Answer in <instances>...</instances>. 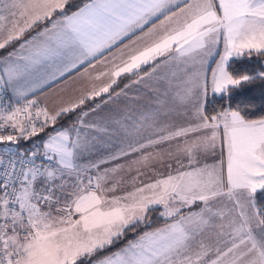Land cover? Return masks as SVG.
I'll use <instances>...</instances> for the list:
<instances>
[{"label": "snow or ice", "instance_id": "snow-or-ice-1", "mask_svg": "<svg viewBox=\"0 0 264 264\" xmlns=\"http://www.w3.org/2000/svg\"><path fill=\"white\" fill-rule=\"evenodd\" d=\"M69 3L0 0V264H264V0Z\"/></svg>", "mask_w": 264, "mask_h": 264}, {"label": "crops", "instance_id": "crops-1", "mask_svg": "<svg viewBox=\"0 0 264 264\" xmlns=\"http://www.w3.org/2000/svg\"><path fill=\"white\" fill-rule=\"evenodd\" d=\"M3 37H4L3 35H0L1 39ZM19 44L16 48L19 47ZM89 71L91 72L93 70L89 69ZM106 82L107 79L105 78L104 80L99 81L97 83H106ZM126 83H129V81ZM84 84H85V80L82 75L80 74L70 75L67 80L55 82L46 91H42L38 97L39 101L41 104H46L49 108H54L59 103H64V104L71 103L80 95L81 87ZM124 85L116 92H120V90L124 88ZM126 91L128 92V95L127 96L122 95L121 97H119L118 102L116 104H112V103L104 104L103 110L99 113V115L101 116L106 115L108 112L112 110L122 111L126 105L131 108H138L140 106L147 105L149 103L148 97L145 95V90L142 89V86H133L127 89Z\"/></svg>", "mask_w": 264, "mask_h": 264}, {"label": "trees", "instance_id": "trees-1", "mask_svg": "<svg viewBox=\"0 0 264 264\" xmlns=\"http://www.w3.org/2000/svg\"><path fill=\"white\" fill-rule=\"evenodd\" d=\"M82 3V0H70V3L68 4L66 11H68L69 13H71V11L76 10V8ZM38 30V29H37ZM27 38V37H24ZM22 38V39H24ZM21 41H15L11 46H9L7 49L5 50H0V56H6L8 52L12 51L13 49H15L18 44ZM253 64L258 66L256 58L254 57L253 60L251 62H249L248 60H244V61H239L237 62V66L240 68H244L246 66H248L249 64ZM129 80L127 78H121L118 82V85L114 86L115 90H119L120 88L123 87V85L128 82ZM264 87L262 86L260 83H257L255 85H251L249 86L248 89H246L245 91V95L252 97L255 99L256 103L259 104L261 102L262 99H264V97L261 96V88ZM100 98H97L96 101H89L88 105H86L85 107H89L90 105L99 102ZM222 107H227V103L223 100H221L219 97L216 98L215 101L210 100L208 106H207V111L209 114H214L215 111L220 110V108ZM233 107H235V105L233 104ZM257 115H260L261 113H259V111L257 110ZM76 119V114H70L69 117H67L64 121H62L63 124H65V126H69L74 120ZM153 227L155 226H159L161 221V218L159 217L158 213H154L153 214ZM129 236L131 237V234H129ZM123 242L121 243L122 246ZM118 246V247H119ZM115 250V249H113Z\"/></svg>", "mask_w": 264, "mask_h": 264}, {"label": "rangeland", "instance_id": "rangeland-1", "mask_svg": "<svg viewBox=\"0 0 264 264\" xmlns=\"http://www.w3.org/2000/svg\"><path fill=\"white\" fill-rule=\"evenodd\" d=\"M3 38H4V37H3ZM3 38H2V39H3ZM2 39L0 38V40H2Z\"/></svg>", "mask_w": 264, "mask_h": 264}]
</instances>
